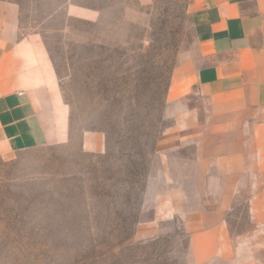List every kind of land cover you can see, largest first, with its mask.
<instances>
[{"label":"rangeland","instance_id":"374dc122","mask_svg":"<svg viewBox=\"0 0 264 264\" xmlns=\"http://www.w3.org/2000/svg\"><path fill=\"white\" fill-rule=\"evenodd\" d=\"M19 1L22 33L40 34L53 61L71 140L0 158V264H192L186 220L157 207L181 186L192 211L215 212L219 198L182 161L194 147L180 144L181 105H167L172 72L198 50L187 2ZM72 4L101 16H70ZM90 132L105 136L102 153L83 149ZM224 216L241 260L264 262V229L244 205Z\"/></svg>","mask_w":264,"mask_h":264},{"label":"crops","instance_id":"0c3cea01","mask_svg":"<svg viewBox=\"0 0 264 264\" xmlns=\"http://www.w3.org/2000/svg\"><path fill=\"white\" fill-rule=\"evenodd\" d=\"M185 1L198 50L172 72L167 105H181L180 144L194 147L193 158L182 161L195 163L207 193L219 198L215 212L192 211L181 186L170 192L176 197L165 192L157 207H171L186 220L192 264H264L241 260L224 216L242 204L264 229V0ZM67 11L90 21L101 16L74 4ZM21 12L19 0H0V158L71 140L70 110L53 61L40 34L22 33ZM190 98L197 106L185 103ZM174 132L162 140L165 151L177 143ZM82 145L102 153L105 136L86 133ZM163 162L168 177L170 160Z\"/></svg>","mask_w":264,"mask_h":264},{"label":"trees","instance_id":"16d2710c","mask_svg":"<svg viewBox=\"0 0 264 264\" xmlns=\"http://www.w3.org/2000/svg\"><path fill=\"white\" fill-rule=\"evenodd\" d=\"M85 8H88V7H85ZM88 9H92V8H88ZM168 87H169V85L167 86V90H168ZM136 154L142 155L143 153L141 151H137V152L133 153V155H136ZM129 156L132 157L131 154H129Z\"/></svg>","mask_w":264,"mask_h":264}]
</instances>
